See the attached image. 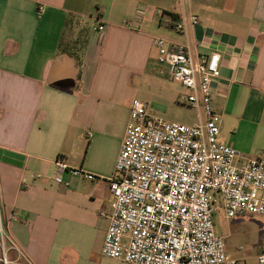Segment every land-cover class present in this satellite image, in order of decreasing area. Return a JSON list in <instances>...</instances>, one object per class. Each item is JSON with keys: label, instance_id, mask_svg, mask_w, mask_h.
I'll list each match as a JSON object with an SVG mask.
<instances>
[{"label": "crops", "instance_id": "obj_1", "mask_svg": "<svg viewBox=\"0 0 264 264\" xmlns=\"http://www.w3.org/2000/svg\"><path fill=\"white\" fill-rule=\"evenodd\" d=\"M139 6L133 30L126 22ZM191 15L198 25L174 29ZM157 37L196 57L221 55L212 86L221 140L239 166L264 154V0H0V215L33 263L127 264L102 248L132 101L145 83L180 100L188 93L164 88ZM58 159L95 180L67 171L68 185L58 184ZM263 246L264 237L255 255L227 253L250 264Z\"/></svg>", "mask_w": 264, "mask_h": 264}, {"label": "built area", "instance_id": "obj_2", "mask_svg": "<svg viewBox=\"0 0 264 264\" xmlns=\"http://www.w3.org/2000/svg\"><path fill=\"white\" fill-rule=\"evenodd\" d=\"M145 13L139 6L126 25L139 30ZM198 24L197 15L184 16L174 29L186 32ZM93 30L102 34L105 26L98 23ZM154 45L168 77L188 91L181 102L197 110L198 121H167L144 101H132L126 138L110 178V225L102 254L127 264H241L216 233L215 215L264 218V159L239 166L238 151L219 140L221 115L212 86L221 78V55L196 57L189 44L162 37ZM56 166L58 184L68 185L63 180L67 171L89 181L96 178L61 159ZM10 251L17 254L15 260L8 258ZM0 254V264H35L6 232L1 215ZM256 258L264 264V246Z\"/></svg>", "mask_w": 264, "mask_h": 264}, {"label": "rangeland", "instance_id": "obj_3", "mask_svg": "<svg viewBox=\"0 0 264 264\" xmlns=\"http://www.w3.org/2000/svg\"><path fill=\"white\" fill-rule=\"evenodd\" d=\"M172 82L174 81L164 82V88L173 91L175 84ZM147 84H151L152 87H147ZM136 99L147 103L153 114L167 121L182 124H193L198 121V113L195 108L181 102L177 97L167 96L164 90L155 84L145 83L138 88ZM219 140L225 144L221 140V134ZM253 158L264 159V154L260 153ZM236 164L238 165V160ZM215 230L218 235L224 238L228 253L238 252L244 256L255 255L264 237V218L246 215L227 220L224 213L220 212L215 215ZM250 264H258V261L253 260Z\"/></svg>", "mask_w": 264, "mask_h": 264}]
</instances>
